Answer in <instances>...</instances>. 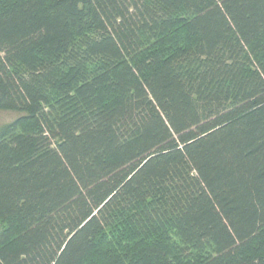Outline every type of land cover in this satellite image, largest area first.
<instances>
[{
	"label": "trees",
	"instance_id": "1",
	"mask_svg": "<svg viewBox=\"0 0 264 264\" xmlns=\"http://www.w3.org/2000/svg\"><path fill=\"white\" fill-rule=\"evenodd\" d=\"M0 264H264V0H0Z\"/></svg>",
	"mask_w": 264,
	"mask_h": 264
},
{
	"label": "rangeland",
	"instance_id": "2",
	"mask_svg": "<svg viewBox=\"0 0 264 264\" xmlns=\"http://www.w3.org/2000/svg\"><path fill=\"white\" fill-rule=\"evenodd\" d=\"M18 115L12 112H0V127L17 119Z\"/></svg>",
	"mask_w": 264,
	"mask_h": 264
}]
</instances>
